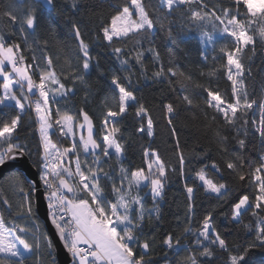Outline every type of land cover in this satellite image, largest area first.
Segmentation results:
<instances>
[{
  "label": "snow or ice",
  "instance_id": "snow-or-ice-1",
  "mask_svg": "<svg viewBox=\"0 0 264 264\" xmlns=\"http://www.w3.org/2000/svg\"><path fill=\"white\" fill-rule=\"evenodd\" d=\"M72 7L77 8L75 0ZM41 8H54V0H35L20 17L6 12L9 22L18 24L19 28L13 27L7 35L0 32V116L7 115L3 109L19 110L17 114L0 121V170L14 168L25 156L31 160L27 146L16 143L13 138L26 106L35 113L40 136L39 159L31 161L36 172L26 175L16 170L8 176L23 194L21 208L33 218V223L8 229L5 220L0 217V264H26L33 257L37 264H47V258L52 257L51 264H55V243L37 222L36 209L41 205L44 206L45 219L55 229L73 264H153V244L150 240L154 238L145 234V228L154 222L159 227V202L165 195L169 168L158 153L150 149L143 151L146 168L130 171L124 167L128 141L121 124L129 110L135 109L134 115L140 122L136 129L138 133L152 137L154 126L148 108L136 95L132 61L140 66L139 76L147 78L145 60L146 53H150L151 59L158 65V69L152 72L153 80L178 84L181 103L189 111L196 108L204 112L205 118L208 116L205 109H200L189 88L187 82H192V76L171 61L165 67L156 47L143 46L144 39L152 36L159 27L170 47H182L185 43L183 38L175 33L170 22L167 26L164 23L173 13H179L181 19L188 22L184 27L198 34L199 43L215 47L217 36L231 38L219 49L226 58L224 67L231 82V99H227L218 88H213L211 83H194V87L206 93V108L215 113L211 119L217 121L222 118L221 127L235 130L237 135L234 139L241 151L229 155L228 136L217 128V142L227 158L223 165L215 160L205 162L198 169H193V173L206 193L213 194L218 201L230 200L229 211L207 212L199 221V227L194 229L191 223L195 215V189L185 184L189 201L187 226L180 235L167 233L160 243L177 254L189 252L190 255L185 257L186 264H208L214 259H223L224 264H250L247 259L249 252L256 248L264 249V155L259 162L246 161L242 150L246 147L249 125L264 142V99L258 102L249 97L243 77L249 53L255 55L257 33L264 44V0H228L226 4L220 3V0H157L156 5L146 4L145 0H131L130 5L118 7L110 19L101 24L100 33L107 47L117 42L127 44L136 41L131 49L112 48V55L121 69L128 73L124 77L111 68L105 70L101 67L75 22L70 26L79 50V64L70 68L69 74L58 76L51 56L42 57L45 67H41L34 53L31 62H28L23 53L26 48L32 47L28 44V36L35 34L37 12ZM21 39L25 47L18 42ZM203 59L206 60L207 56ZM94 70L105 80L109 79L105 71L111 73L108 87L112 104L105 105L98 131L93 117L85 109L73 113L58 107L61 99L76 94V83L90 89L87 77ZM247 71L250 73L251 68ZM36 73L38 75L34 79ZM69 79L73 87L64 83ZM54 105L57 107L54 108ZM254 106L258 118L254 113L250 120L249 113L253 112ZM177 107L173 102L163 104L172 135L176 137L179 172L183 176L186 159L180 150L179 134L173 124L178 114ZM54 129L71 142L67 146L54 142ZM112 161L119 166L118 169L112 167ZM171 171L177 169L172 168ZM226 173L240 182L237 192L234 193L225 178ZM109 185L110 193L106 191ZM245 187L249 190L245 191ZM147 196L151 197L154 205L151 209L146 206ZM249 214L256 218L255 226L244 225V228L253 232L255 238L245 246L236 245L234 250L217 228L215 215L241 225L243 218ZM216 252L221 256H215ZM197 253L203 259H198Z\"/></svg>",
  "mask_w": 264,
  "mask_h": 264
},
{
  "label": "trees",
  "instance_id": "trees-1",
  "mask_svg": "<svg viewBox=\"0 0 264 264\" xmlns=\"http://www.w3.org/2000/svg\"><path fill=\"white\" fill-rule=\"evenodd\" d=\"M34 3L32 0H0V32L7 35L13 27L19 28L18 24L13 25L9 22L8 16L5 15L6 12H11L20 17ZM75 3L77 8L72 7L73 0H54V8H41L38 10L35 34L28 36V44L32 45V47L26 48L23 53L28 58V62H31L34 53L37 59L40 60L41 67H45L42 57L51 56L57 75L69 74L70 68H74L79 64V50L70 26L72 22H75L80 26L81 33L88 42L92 55L99 60L101 67L105 70L111 68L121 77L127 76L128 73L121 69L119 62L112 55V48L131 49L136 41L132 40L127 44L117 42L112 47H107L101 38L100 26L110 19L118 7L130 5L131 0H75ZM145 3L156 5L157 0H145ZM220 3L226 4L228 0H220ZM169 22L175 33L185 41L181 48L170 47L166 35L164 32L159 31V27L152 36L144 39L143 46L144 48L149 46L156 47L161 53L165 67H168L171 61L192 76V82L187 83L197 103L200 105V109H205L208 116L205 118L204 112L196 108L189 111L187 106L181 103L179 99L180 86L178 84L169 85L167 81L161 83L153 80L152 72L158 69V65L151 59V54L146 53L145 68L147 69V78L139 76L140 66L136 65L135 60L132 61L133 67L131 71L134 74L133 85L136 95L146 105L153 119V136L148 137L136 131L140 126V122L134 115L135 109L129 110L127 118L121 124V129L125 139L128 141L126 159L124 161L125 168L130 171L142 167L146 168L147 165L143 157L144 149L156 151L169 168L165 195L163 200L159 202L161 215L159 227H156L154 222L151 226L145 228V234L154 238L150 240V243L153 244L151 260L153 264H186L185 257L190 255L189 252L177 254L174 251L165 249L160 243L167 233L172 232L175 235H180L184 227L187 226L185 221L188 219L189 201L185 184L192 182L195 184L193 201L195 215L192 216L191 223V226L195 229L199 227V221L207 212L213 210H215V213L229 211L230 200L228 202L218 201L213 194L206 193L200 187V182L193 173V169H198L205 162L210 163L211 160H215L223 165L225 158H227L221 150V145L217 142V128H220L221 132L226 133L228 136L226 144L229 149V155L241 150L237 145L236 139H234L237 135L235 130L221 127L223 125L222 118L217 121L211 119V116L215 113L214 110L206 108L204 103L206 93L194 87V83L204 85L211 83L213 88H218L227 99H231V82L227 79L226 68L224 67L226 58L219 50L221 44L230 42L231 38L217 36L216 45L213 47L211 44L199 43L198 34L189 32L184 27L188 22L181 19L179 13H173L171 17L165 20V26ZM182 27H184L183 31H181ZM13 39L16 38L14 37ZM255 40V55L249 53L250 59L245 61L246 71L243 81L249 97L259 102L264 99V44L261 43L258 33L255 35ZM18 42L21 43L22 47H25L22 39ZM45 42H47L46 45ZM203 56H207V59H203ZM213 57H216V59H213ZM249 67L251 68L250 73L247 71ZM210 72L213 73L212 76L208 75ZM37 75L38 73L33 78L35 79ZM105 75L109 77L108 80H105L98 71L94 70L87 77L91 85L90 89H85L79 83H76V94H69L67 98L61 99L58 105L61 109H66L73 113L78 112L81 108L85 109L93 117L97 131L101 127V118L105 111V105L112 104L110 99L111 91L108 87L111 73L105 71ZM64 83L69 87H73L70 79L64 80ZM173 87H175V91H173ZM168 102H173L178 106V114L173 124L179 134L180 150L186 159L183 176L179 172L176 137L172 135L171 126L168 124L166 113L163 110V104ZM2 111L7 113V115L0 116V121L10 118L13 114L19 112L16 109H3ZM254 113L256 118H258L256 106H254L253 112L249 113L250 120ZM53 131L55 133L53 135L54 142L61 143V146H67L70 143L69 139L61 137L55 129ZM241 136H243V133H241ZM13 138L16 143L27 146L31 153V160H29L31 165L32 160L39 159L37 155L40 150L38 123L31 108L26 106L25 113L21 116V124L16 133H14ZM245 139L246 147L242 150L245 160L259 162V158L264 155V142L260 140L258 135L254 134L251 125H249V134ZM201 154H203L202 158ZM111 163L114 169H118L119 166L114 161ZM172 168H176L177 171H171ZM245 173H247V167L245 168ZM9 174L0 179L1 217L5 220L6 225L14 227L16 225H31L33 218L28 217L26 210L21 208L23 194L9 181ZM116 178L117 180L119 179L118 176ZM225 178L229 181L234 193L237 192L240 182L227 176V173ZM244 190L248 191L249 189L245 187ZM106 191L111 192L110 185ZM110 198L115 199L114 196ZM146 206L149 209L154 207L150 196L146 197ZM215 220L217 228L227 238L228 243L233 246L234 250L236 245L245 246L255 238L253 232L244 228V225H251L253 228L255 226L256 218L250 214L243 218L241 225L229 222L220 215H215ZM37 222L41 224L42 231H45L39 217ZM53 256L55 264H58L54 250ZM215 256H221V253L216 252ZM197 257L198 259H203L198 253ZM247 259H249L250 264H264V249H253L249 252ZM51 262L52 257H48L47 264H51ZM26 264H37V261L33 257L28 259ZM208 264H224V261L223 259H214L209 261Z\"/></svg>",
  "mask_w": 264,
  "mask_h": 264
},
{
  "label": "water",
  "instance_id": "water-1",
  "mask_svg": "<svg viewBox=\"0 0 264 264\" xmlns=\"http://www.w3.org/2000/svg\"><path fill=\"white\" fill-rule=\"evenodd\" d=\"M35 2V0H32ZM95 124V122H94ZM96 128V126H95ZM22 171L26 175L33 174L36 172V169L31 165L29 158L24 157L23 161L18 162L14 168H4L0 170V179H2L6 174L11 173L12 171ZM37 215L39 217L40 222H42L44 226V230L48 233V235L53 239L55 243L54 254H56V259L58 264H73L72 257L67 253L63 244L59 241L58 237L55 234V229L51 225L50 221L45 219L44 215V206L41 205L36 209Z\"/></svg>",
  "mask_w": 264,
  "mask_h": 264
},
{
  "label": "rangeland",
  "instance_id": "rangeland-1",
  "mask_svg": "<svg viewBox=\"0 0 264 264\" xmlns=\"http://www.w3.org/2000/svg\"><path fill=\"white\" fill-rule=\"evenodd\" d=\"M29 71H31V70H29ZM0 79H2V78H0ZM36 98V97H35ZM35 98H32V99H35ZM55 107H57L56 105H54V108ZM59 107V106H58ZM70 140V139H69ZM71 142V141H70ZM188 186H192L193 188L195 187V184L192 182V183H189V184H187ZM0 217H1V214H0ZM6 225V224H5ZM6 228H8V229H14V226H12V225H6Z\"/></svg>",
  "mask_w": 264,
  "mask_h": 264
}]
</instances>
